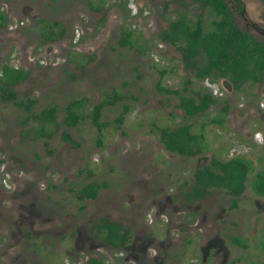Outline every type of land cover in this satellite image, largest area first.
<instances>
[{
  "label": "rangeland",
  "instance_id": "obj_1",
  "mask_svg": "<svg viewBox=\"0 0 264 264\" xmlns=\"http://www.w3.org/2000/svg\"><path fill=\"white\" fill-rule=\"evenodd\" d=\"M225 1L236 24L264 41V0ZM0 11L7 14L0 27V65L25 66L29 76L13 90L17 99H34L29 111L0 101V165L15 180L0 190V264H91L90 258L103 264H140V259L142 264H206L200 249L207 237L222 240L228 264H264V199L249 184L235 208L218 190L211 189L196 207L179 197L191 172L211 157L251 160L249 177L264 165V81L233 91L224 79L212 80L222 95L190 118L182 116L177 94L158 89L205 87L193 78L185 84L189 74L178 52L158 35L180 11L207 26L213 18L207 8L192 0H0ZM36 18L61 21L67 36L40 44L30 30ZM122 30L130 31L129 45L119 43ZM78 34V42L69 41ZM68 57L72 62L65 61ZM104 99L114 101L101 109L98 128L91 108ZM71 100L79 101L83 116L67 126L64 108ZM51 105L54 120L45 130L53 131L36 135L39 123L26 116ZM220 117L221 124L209 121ZM183 123L202 134L201 154H172L157 141L158 127ZM91 181L99 185L96 196L78 200V188ZM156 208L172 227L173 246L161 244L166 225L160 227L161 213H152ZM99 217L129 227L131 249L119 253L94 236ZM193 223L191 229L202 228L198 240L182 250L177 229L191 240L188 224ZM147 239L145 248L136 250Z\"/></svg>",
  "mask_w": 264,
  "mask_h": 264
},
{
  "label": "trees",
  "instance_id": "obj_2",
  "mask_svg": "<svg viewBox=\"0 0 264 264\" xmlns=\"http://www.w3.org/2000/svg\"><path fill=\"white\" fill-rule=\"evenodd\" d=\"M152 1V0H151ZM201 7L207 8L213 18L209 24H202L200 17L195 19L180 11L177 16L168 19L165 28L159 32L162 42L171 44L178 52L183 68L188 72L185 84L191 83V78L196 82L204 78L216 80L224 79L233 91L239 90L245 84H256L264 81V41L258 40L252 34L240 28L232 15V11L225 0H192ZM5 22V15L0 12V26ZM47 35V30L44 29ZM43 33V34H44ZM64 29L59 28L53 37L47 39H59L63 36ZM130 31H121L120 44H130ZM165 71L160 70L162 75ZM25 78V73L9 68L6 63L0 65V101H10L17 106L29 111L34 99H17L12 86ZM217 81V80H216ZM204 87V86H203ZM158 89L165 93L177 94V106L182 110L184 118H190L201 114L210 105L216 103L214 97L207 88H197L181 92L176 89ZM117 98L116 96L114 99ZM112 100L104 99L92 105L91 121L98 127L101 109L105 105L113 103ZM78 100H71L65 106L63 122L67 126H74L82 118L83 114L78 108ZM221 112L226 114L228 110L227 100L223 99ZM126 111L123 107L122 113ZM55 106H47L37 114H28L26 117L37 121L36 135H45L53 131H46L54 120ZM122 114L116 117L121 122ZM212 123L221 124L223 117L211 118ZM49 124V125H47ZM53 125V124H51ZM190 123H183L172 128L158 127L157 141L162 148L169 153L179 156H195L202 153V134L190 131ZM54 127V125H53ZM252 161L242 156H231L226 159L211 157L202 166L196 167L191 172V184L185 191L188 203L210 193V190H219L231 196L230 207H236L237 197L249 184L255 195L264 196V168L255 171L251 177ZM186 184V181H184ZM99 185L89 182L77 190L78 200L92 199L96 196ZM81 208V207H80ZM96 236L113 248L127 245L130 240L128 227L108 218L101 217L94 225ZM99 235V236H98ZM232 243L237 244V239L232 238ZM91 264H103L101 260L88 259Z\"/></svg>",
  "mask_w": 264,
  "mask_h": 264
},
{
  "label": "flooded vegetation",
  "instance_id": "obj_3",
  "mask_svg": "<svg viewBox=\"0 0 264 264\" xmlns=\"http://www.w3.org/2000/svg\"><path fill=\"white\" fill-rule=\"evenodd\" d=\"M226 2V1H225ZM89 5V4H88ZM228 5V4H227ZM89 6H91V5H89ZM91 9L92 10H95V9H97V7L96 6H91ZM0 12H2V11H0ZM4 15H5V22L2 24V26H4L5 24H6V22H7V14L6 13H4V12H2ZM238 13L240 14V10H238ZM232 15H233V13H232ZM233 17H234V15H233ZM103 18L101 17L100 18V20H102ZM20 24H21V22H20ZM1 27V26H0ZM59 28H63L64 29V33H63V36L61 37V38H59V39H47V40H44V38L45 37H48V36H50V37H53L54 35H55V33H56V31L59 29ZM165 28V27H164ZM44 29L45 30H47V35L44 33ZM30 30H31V32H35V34L37 35V37H38V42L40 43V44H44V43H53V42H56V41H59V40H61L63 37H65V35L67 36V28L61 23V21H59V20H46V19H43V18H36V19H34L33 20V25L30 27ZM44 33V34H43ZM249 33V32H248ZM69 35V34H68ZM253 36V35H252ZM70 37V39H69V41H72V42H78V39L80 38V34H78L76 37H72V35H70L69 36ZM254 37V36H253ZM262 41V40H261ZM165 43V42H164ZM169 44V43H168ZM171 45V44H170ZM78 54H80V53H78ZM30 55V54H29ZM82 57L84 56L83 54H80ZM33 59H34V57H32V58H29V60L27 61V62H32L33 61ZM65 61H68V62H72V59H71V57H68V60H65ZM6 63V62H5ZM6 65L9 67V68H11V69H13V70H17V71H22V72H24L25 73V78H23L21 81H19L18 83H16V84H14L13 86H12V89H13V87L15 86V85H17V84H19L20 82H22L23 80H25L28 76H29V71L27 70V69H25L26 67L25 66H23V65H20V63L18 64V65H13V64H11V62L9 63V64H7L6 63ZM82 64L81 63H79V67L81 66ZM216 82H218V81H216ZM14 91V90H13ZM15 93V92H14ZM261 106V105H260ZM258 132H254L253 134H252V138H254L255 139V134H257ZM1 167H2V169H1V171H0V174L1 173H3V175H5V176H7V169L4 167V166H2L1 165ZM262 168H264V165L261 167V168H259V169H262ZM10 179H12V181L14 182L15 180H14V178H13V176L12 177H8L7 176V178H6V181L9 183V186H11V181H10ZM190 184H191V182L189 183V185H188V187L186 188V189H188L189 188V186H190ZM8 186V184H6V185H3V184H1L0 183V190H2L3 191V189L5 188V187H7ZM3 188V189H2ZM186 189L184 188V189H181L180 190V198L182 199V201H183V203L184 204H186L187 205V207H189V206H191V205H194L198 200H200V199H202V198H204L206 195H208V194H206L204 197H202V198H200V199H198V200H196L195 202H193V203H188L187 201H186V198H185V191H186ZM219 191V190H218ZM243 193V192H242ZM241 193V194H242ZM240 194V195H241ZM225 195H227V194H225ZM239 195V196H240ZM227 196H229V195H227ZM256 196H258V197H261V198H263L264 199V196H259V195H256ZM230 197V204H231V196H229ZM238 198V197H237ZM230 204H229V207H230ZM151 206H153L154 207V205L153 204H151ZM195 206V205H194ZM193 206V208H195ZM156 207V206H155ZM154 207V208H155ZM231 208V207H230ZM232 208H235V207H232ZM193 210H195V209H193ZM178 211H181V210H178ZM152 213L154 214H156V213H161L160 214V217L162 218V216L163 217H165V219H161L158 215L156 216V217H158L160 220H161V222H163L164 224H160V227L162 228V226L163 225H166V226H164V228H163V232H164V237L161 239L162 241H161V244H165L166 246H173V239L171 238V236L168 234V230H169V228H172V227H167V224L169 223L168 222V219H167V216H166V214L164 215L163 213L164 212H162L161 211V208H156L154 211L152 210ZM190 214L191 215H195V212L194 211H190ZM147 216H149V213L147 214ZM101 217H99V219H100ZM106 218V217H105ZM202 219L204 218V215H202V217H201ZM98 219V220H99ZM152 222V219H149L148 220V223H151ZM121 224V223H120ZM196 224L197 223H193V224H188V226L190 227V229H188V231H190L191 230V232H192V236H191V240H190V234L188 233V237L187 238H185V236H184V234H185V232L183 233L180 229H177V231H178V235H180V238H181V240L182 241H179V243L181 242V248H182V250H187V249H190L191 248V244H192V242H193V240L195 239V240H198V234L196 233V231H199V232H201V227L200 226H198V230L197 229H191L193 226H196ZM94 225H95V223H94ZM94 225H93V229H94ZM122 225V224H121ZM124 226V225H123ZM127 227V226H126ZM175 229H176V227H174ZM128 229H129V232H130V240H129V242L127 243V245H125V246H123V247H119V248H114V249H116L117 251H119V253H120V251H123L124 249H126V248H129V249H131V246H132V243H133V240H134V237L132 238V233H131V229L128 227ZM195 230V231H194ZM186 231V230H185ZM97 234V232L95 231V229H94V236ZM177 234L176 235H174V236H172L174 239H177V236H178ZM206 238V237H205ZM235 238V237H234ZM100 240L102 241V243H104L105 245H108L107 243H105L101 238H100ZM150 241V239L148 240H146L145 241V243L142 245V247L140 248V246L138 247V248H136V250H143L144 248H145V246L147 245V243ZM204 246L203 247H201V249H200V252H201V255H202V260H203V262L204 263H206V264H218V260H219V264H228V259H227V257H226V255H227V251H225V249H223L222 248V240H219V238H217V237H207L205 240H204ZM202 243V244H203ZM235 245H237V244H235ZM239 246H241L240 244H238ZM113 248V247H112ZM140 248V249H139ZM188 251V250H187ZM137 253V252H136ZM218 257H219V259H218ZM151 258H152V260L153 261H156V259H157V256L154 254V255H152L151 256ZM133 259H135V256L133 257ZM238 261H236V262H233V263H237ZM139 263L140 264H142V261H141V259L139 260Z\"/></svg>",
  "mask_w": 264,
  "mask_h": 264
},
{
  "label": "built area",
  "instance_id": "obj_4",
  "mask_svg": "<svg viewBox=\"0 0 264 264\" xmlns=\"http://www.w3.org/2000/svg\"><path fill=\"white\" fill-rule=\"evenodd\" d=\"M214 81L208 79V78H204L202 83L204 84L205 88L207 87L208 91H210V93L213 95V96H220L222 95L221 92L218 91V87L216 88L215 87V83H213ZM258 136V134H255V138ZM2 167L0 165V171H1ZM0 183L3 184V185H6L7 182H6V176L5 175H2L0 174Z\"/></svg>",
  "mask_w": 264,
  "mask_h": 264
}]
</instances>
